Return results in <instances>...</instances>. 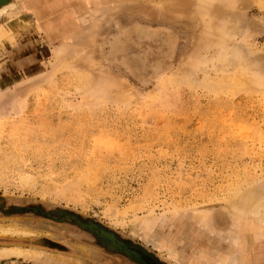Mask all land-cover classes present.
Returning <instances> with one entry per match:
<instances>
[{
	"label": "rangeland",
	"instance_id": "374dc122",
	"mask_svg": "<svg viewBox=\"0 0 264 264\" xmlns=\"http://www.w3.org/2000/svg\"><path fill=\"white\" fill-rule=\"evenodd\" d=\"M19 4L0 20V225L29 234L0 248L38 253L0 264H143L79 221L158 264H264L242 205L264 189V0Z\"/></svg>",
	"mask_w": 264,
	"mask_h": 264
},
{
	"label": "bare ground",
	"instance_id": "6f19581e",
	"mask_svg": "<svg viewBox=\"0 0 264 264\" xmlns=\"http://www.w3.org/2000/svg\"><path fill=\"white\" fill-rule=\"evenodd\" d=\"M21 0H15V1H9V2H6L5 4L1 5L0 6V20L6 16H9L10 14H14L15 12L18 11L17 9V5H20ZM162 1V0H161ZM166 2V4L169 6V8H171V6H174V4L176 3H184V7L186 5V3L189 4V2H192V3H195L197 4L198 3V6H201L204 10V12H210L212 9L211 7L213 6H217V4L219 3V0H164ZM251 2V1H250ZM251 4V3H249ZM24 6V5H23ZM21 7V6H20ZM19 8V6H18ZM186 8H189V7H186ZM184 9V8H183ZM9 10V11H8ZM27 11V10H26ZM25 11V12H26ZM185 11V10H184ZM33 12V11H32ZM37 17V16H36ZM218 29V27H217ZM221 29V28H220ZM5 31V30H4ZM3 31V32H4ZM216 31V30H215ZM221 31V30H220ZM3 32L1 31L0 32V41L2 40V37L4 36L3 35ZM152 33V32H151ZM219 33V32H218ZM12 34V33H11ZM149 34V33H148ZM156 34V33H155ZM6 37V36H5ZM151 37V36H150ZM156 37V36H154ZM144 38V37H143ZM146 38V36H145ZM149 38V37H148ZM8 40V39H7ZM77 43V42H76ZM167 43V42H166ZM165 43V44H166ZM164 49V48H163ZM78 53H81V52H78ZM79 55V54H78ZM162 65V64H160ZM264 186V185H263ZM257 189V188H256ZM246 194V193H245ZM242 201V200H241ZM240 201V202H241ZM242 203V202H241ZM243 207L244 208H251L255 211V213L257 214V216L261 217V219L263 220L264 222V189L262 190H255V191H251L249 192L248 194H246L244 196V199H243ZM252 210V211H253ZM249 214V213H248ZM255 214V215H256ZM256 216V217H257ZM216 221V220H215ZM104 232V231H103ZM29 232H27L26 230H22L20 229L19 227H14V226H1L0 225V235H28ZM32 234V233H31ZM34 234V233H33ZM106 235H108L106 232H105ZM136 234V233H135ZM109 236V235H108ZM111 237V236H110ZM122 244H120V247L122 248L121 246ZM116 246H119L116 244ZM128 248V247H126ZM131 248V247H129ZM38 251L36 250H30V249H27V248H23V247H18V246H15V247H11V248H0V258H8L10 256H17V257H23V258H31L34 254H37ZM35 257V256H34ZM170 257L171 258H175V256L173 257L171 254H170ZM39 258V257H38ZM47 259V258H46ZM48 260H46L47 262ZM61 264H67L65 262H61ZM70 264V263H69ZM223 264H245L241 258L239 259L238 257L237 258H233L231 259L230 261H228L227 263H223Z\"/></svg>",
	"mask_w": 264,
	"mask_h": 264
},
{
	"label": "flooded vegetation",
	"instance_id": "af4514ba",
	"mask_svg": "<svg viewBox=\"0 0 264 264\" xmlns=\"http://www.w3.org/2000/svg\"><path fill=\"white\" fill-rule=\"evenodd\" d=\"M49 215V214H48ZM51 217V215H49ZM75 217L74 215H70V214H62V216L60 217L59 221H65V220H72V221H76L78 220L77 217ZM79 221V220H78ZM79 224L85 228L87 231L89 232H92L95 234V236H97V238L99 239V243L101 244V246H103L104 248H106L107 250H116V251H119V252H122L118 247H116L114 244H112L111 241L107 240V239H104V238H99V236L97 235L95 229H100V230H104V232H106L109 236H112L114 237L116 240H118L119 242H121V244L125 247H132V248H138L137 246L131 244V243H128V242H125V241H122L120 239H118L117 236H115L113 233L105 230L104 228H101L99 227L98 225L96 224H84L83 222L79 221ZM122 254H125L122 252ZM125 256H127L128 258H131V259H135L133 256H130V255H127L125 254ZM155 259V258H154ZM135 261V260H134ZM136 262H138L136 260Z\"/></svg>",
	"mask_w": 264,
	"mask_h": 264
},
{
	"label": "water",
	"instance_id": "95a60500",
	"mask_svg": "<svg viewBox=\"0 0 264 264\" xmlns=\"http://www.w3.org/2000/svg\"><path fill=\"white\" fill-rule=\"evenodd\" d=\"M9 1H15V0H0V6L5 4L6 2H9ZM75 218V217H73ZM97 235L100 237V238H105L109 241L112 242V244H114L116 246L119 245V246H116L118 247L123 253L127 254V255H130V256H133L135 258V260H137L138 262L140 263H143V264H158L155 259L153 257H151L149 254H147V252H145L144 250L142 249H138V248H126L125 246H122V248L120 247V244L121 242H119L118 240H116L114 237H110L108 235L105 234V232H103L104 230H100V229H95Z\"/></svg>",
	"mask_w": 264,
	"mask_h": 264
}]
</instances>
